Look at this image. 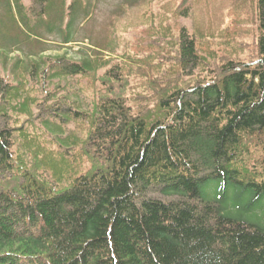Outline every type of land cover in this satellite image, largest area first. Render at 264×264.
Listing matches in <instances>:
<instances>
[{"label": "trees", "instance_id": "obj_1", "mask_svg": "<svg viewBox=\"0 0 264 264\" xmlns=\"http://www.w3.org/2000/svg\"><path fill=\"white\" fill-rule=\"evenodd\" d=\"M255 1L253 62L230 59L214 78L196 76L204 62L183 28L181 71L168 83L148 80L152 107L136 97L135 109L111 86L94 112L63 106L47 118L89 122L85 172L32 141L29 165L16 155L15 131L0 128V264H264V0ZM60 3L6 0L9 24L26 37L42 39L45 26L74 42L78 13L87 17L91 4ZM157 64H144L142 77ZM40 66L71 80L95 69L85 59ZM117 69L103 76L107 87L126 82ZM154 190L179 199L149 198Z\"/></svg>", "mask_w": 264, "mask_h": 264}, {"label": "rangeland", "instance_id": "obj_2", "mask_svg": "<svg viewBox=\"0 0 264 264\" xmlns=\"http://www.w3.org/2000/svg\"><path fill=\"white\" fill-rule=\"evenodd\" d=\"M60 1L57 3L61 4ZM72 1L66 0V4ZM89 2V15L78 13L74 42L65 43L58 30L50 32L45 26L38 29L42 39L26 37L21 29L10 26L6 0H0V128L15 131L16 155L29 161V165H36L35 154L26 143L32 141L34 146L49 150V156L59 162L61 156H56L57 151L68 153L74 170H88L91 164L84 150L89 122L73 120L54 125L47 118L58 108L65 111L67 107L90 114L94 112L99 93L109 92L111 86L115 92L128 97L135 109L140 106L132 100L136 97L152 107L154 93L148 80L153 84V80L163 78L168 83L181 71L176 45L183 28L195 38L197 53L204 62L203 68L195 71L196 76L202 71L209 80L227 60L251 63L257 56L259 31L255 0ZM84 59L95 68L87 78L71 80L42 74L47 69L40 66L45 60L55 65ZM148 63H158L155 65L158 71L144 79L142 70ZM34 64L41 68L39 75L37 72L31 75ZM112 68L122 72L127 78L125 83H111L108 87L104 84L107 79L103 76ZM50 157L46 161L51 164L50 173L56 177L51 172L55 164ZM147 196L163 201L179 199L164 196L158 190L150 191Z\"/></svg>", "mask_w": 264, "mask_h": 264}]
</instances>
